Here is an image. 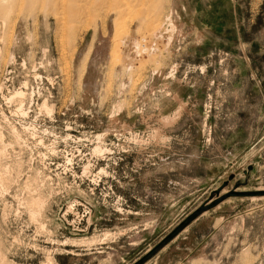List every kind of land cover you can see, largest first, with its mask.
<instances>
[{
    "label": "rangeland",
    "instance_id": "obj_1",
    "mask_svg": "<svg viewBox=\"0 0 264 264\" xmlns=\"http://www.w3.org/2000/svg\"><path fill=\"white\" fill-rule=\"evenodd\" d=\"M6 1L0 264H264V0Z\"/></svg>",
    "mask_w": 264,
    "mask_h": 264
},
{
    "label": "bare ground",
    "instance_id": "obj_2",
    "mask_svg": "<svg viewBox=\"0 0 264 264\" xmlns=\"http://www.w3.org/2000/svg\"><path fill=\"white\" fill-rule=\"evenodd\" d=\"M3 1V0H2ZM5 1V0H4ZM13 1V0H12ZM6 2H8V0L6 1ZM9 3H10V0H9ZM0 4H2V2L0 3ZM12 4V3H11ZM7 5V4H6ZM2 7H4V6H2ZM7 7H9V6H7ZM11 7V6H10ZM5 8H6V6H5ZM11 9V8H10ZM5 10V9H4ZM9 12V11H8ZM151 18V20H152V17H150ZM156 18V17H155ZM150 20V19H149ZM148 19H147V24H146V26L149 28V29H151L152 30V33L153 34H156L157 33V30H158V27H159V24L158 23H156V21H154V22H149L148 23V21H149ZM146 21V20H145ZM145 23V22H144ZM170 24V23H169ZM138 45V44H137ZM141 47H142V49H146L147 50V48L144 46V45H142L141 44ZM137 48V47H136ZM138 53H142V51L139 49L138 50ZM180 108V107H179ZM178 110V109H177ZM176 110V111H177ZM180 110H181V108H180ZM180 110L177 112V113H175L174 115H173V117H164L163 119H162V123L164 124V125H169V124H171L172 122H174V119L177 117V115L179 114V112H180ZM99 135H97V137H98ZM101 137H102V135H100ZM99 136V137H100ZM152 137L155 139V138H159V136H158V134L157 133H155V132H153V134H152ZM98 139V138H97ZM159 139H161V138H159ZM99 140V139H98ZM138 141V140H137ZM162 141V140H161ZM98 142V141H97ZM100 142V141H99ZM138 143V142H137ZM99 145H100V143H99ZM102 151H106V150H101V148L100 147H98V146H96L95 148H94V153H102ZM105 153V152H104ZM38 201V200H37ZM35 202V201H34ZM33 204V203H32ZM34 205H36V203L34 204ZM41 205V204H40ZM37 206H39V205H37Z\"/></svg>",
    "mask_w": 264,
    "mask_h": 264
},
{
    "label": "water",
    "instance_id": "obj_3",
    "mask_svg": "<svg viewBox=\"0 0 264 264\" xmlns=\"http://www.w3.org/2000/svg\"><path fill=\"white\" fill-rule=\"evenodd\" d=\"M206 209H208V207L203 208V210H206Z\"/></svg>",
    "mask_w": 264,
    "mask_h": 264
}]
</instances>
